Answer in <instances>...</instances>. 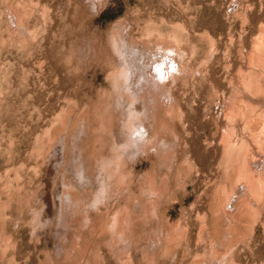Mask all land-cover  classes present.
Masks as SVG:
<instances>
[{
    "label": "rangeland",
    "instance_id": "374dc122",
    "mask_svg": "<svg viewBox=\"0 0 264 264\" xmlns=\"http://www.w3.org/2000/svg\"><path fill=\"white\" fill-rule=\"evenodd\" d=\"M0 264H264V0H0Z\"/></svg>",
    "mask_w": 264,
    "mask_h": 264
},
{
    "label": "bare ground",
    "instance_id": "6f19581e",
    "mask_svg": "<svg viewBox=\"0 0 264 264\" xmlns=\"http://www.w3.org/2000/svg\"><path fill=\"white\" fill-rule=\"evenodd\" d=\"M260 140H261V139H260ZM261 143H262V142H261ZM239 161H240V160H239ZM250 167H251V166H250ZM247 168H249V167L247 166ZM247 168H246V169H247ZM244 170H245V169H244ZM251 170H252V169H251ZM251 170H250V171H251ZM238 171H239V170H238ZM246 171H247V170H246ZM248 171H249V170H248ZM239 173H240V172H239ZM239 173H238V174H239ZM246 174H247V173L245 172V175H246ZM242 175H243V174H242ZM247 178H248V177H247ZM241 179H242V178H241ZM241 179H240V180H241ZM238 181H239V180H238ZM241 181H242V180H241ZM252 184H253V183H252ZM254 184H255V183H254ZM253 186H254V185H253ZM255 186H256V185H255ZM255 186H254V187H255ZM258 186H259V185H257V187H258ZM250 188H251V187H250ZM255 189H256V188H255ZM250 190H251V189H250ZM262 190H263V189H262ZM255 191H259V190L257 189V190H255ZM258 193H259V192H258Z\"/></svg>",
    "mask_w": 264,
    "mask_h": 264
}]
</instances>
